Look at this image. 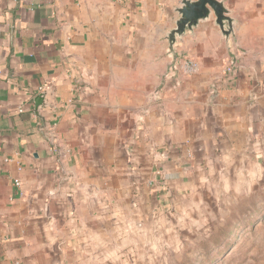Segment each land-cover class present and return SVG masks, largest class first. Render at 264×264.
Returning a JSON list of instances; mask_svg holds the SVG:
<instances>
[{"label": "crops", "instance_id": "obj_1", "mask_svg": "<svg viewBox=\"0 0 264 264\" xmlns=\"http://www.w3.org/2000/svg\"><path fill=\"white\" fill-rule=\"evenodd\" d=\"M182 1L0 0V264L109 255L264 170V0L170 45Z\"/></svg>", "mask_w": 264, "mask_h": 264}, {"label": "rangeland", "instance_id": "obj_2", "mask_svg": "<svg viewBox=\"0 0 264 264\" xmlns=\"http://www.w3.org/2000/svg\"><path fill=\"white\" fill-rule=\"evenodd\" d=\"M78 264H264V170L228 177L184 215H161L148 237Z\"/></svg>", "mask_w": 264, "mask_h": 264}, {"label": "water", "instance_id": "obj_3", "mask_svg": "<svg viewBox=\"0 0 264 264\" xmlns=\"http://www.w3.org/2000/svg\"><path fill=\"white\" fill-rule=\"evenodd\" d=\"M211 12L215 18L214 23L222 35L229 36L232 32V21L228 17V11L223 2L218 0H183L180 8L177 9L179 18L175 22V28L168 35L169 44L173 45L177 37L182 36L186 31H191L200 21L209 19ZM44 99L45 93L35 96L33 100L35 113L45 106Z\"/></svg>", "mask_w": 264, "mask_h": 264}, {"label": "built area", "instance_id": "obj_4", "mask_svg": "<svg viewBox=\"0 0 264 264\" xmlns=\"http://www.w3.org/2000/svg\"><path fill=\"white\" fill-rule=\"evenodd\" d=\"M237 55L231 56L225 66V74H232L233 71L236 69L238 65L237 61ZM199 72V64L192 58L184 56L180 57L176 60V63L172 65L167 73V77L173 78L176 76H182V77H192L196 75ZM151 186L150 192L154 193L156 192V187H153L154 185L152 182L149 183ZM16 186H19V183L17 182L15 184Z\"/></svg>", "mask_w": 264, "mask_h": 264}]
</instances>
